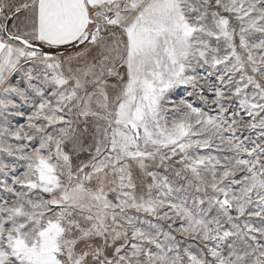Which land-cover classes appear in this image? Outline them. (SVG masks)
Masks as SVG:
<instances>
[{
  "label": "snow or ice",
  "instance_id": "6c2138e0",
  "mask_svg": "<svg viewBox=\"0 0 264 264\" xmlns=\"http://www.w3.org/2000/svg\"><path fill=\"white\" fill-rule=\"evenodd\" d=\"M0 264H264V0H0Z\"/></svg>",
  "mask_w": 264,
  "mask_h": 264
}]
</instances>
